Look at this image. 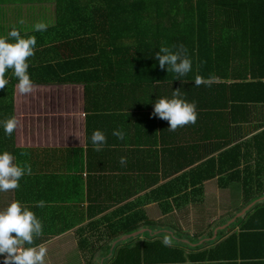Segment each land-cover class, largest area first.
<instances>
[{
  "label": "crops",
  "instance_id": "obj_1",
  "mask_svg": "<svg viewBox=\"0 0 264 264\" xmlns=\"http://www.w3.org/2000/svg\"><path fill=\"white\" fill-rule=\"evenodd\" d=\"M58 11V0H0V38L14 42L13 28L36 37L27 61L34 91L21 95L12 69L0 90V131L12 117L21 124L4 135L6 151L32 169L19 188L0 192V211L18 201L36 214L45 264H264V196L245 204L222 197L221 176L205 180L211 160L229 149H212L220 133L212 139L209 119L169 131L152 113L173 94L109 67L110 55L75 53L80 46L64 30L81 26L59 21ZM37 23L47 30L36 31ZM96 130L107 138L101 151ZM194 190L202 192L167 197Z\"/></svg>",
  "mask_w": 264,
  "mask_h": 264
},
{
  "label": "trees",
  "instance_id": "obj_2",
  "mask_svg": "<svg viewBox=\"0 0 264 264\" xmlns=\"http://www.w3.org/2000/svg\"><path fill=\"white\" fill-rule=\"evenodd\" d=\"M58 8L59 21L81 26L64 30L80 46L75 53L110 55L115 60L109 67L128 70L148 86L162 84L166 95L179 88L181 99L203 111L198 118L209 119L212 139L220 133L212 149L229 148L211 160L205 180L221 176L225 190L238 185L240 191L227 195L245 204L264 196V0H58ZM181 45L192 70L177 79L159 67L155 54L161 46L177 51ZM197 75L216 80L196 86ZM4 135L3 126L0 150L6 151ZM201 192L173 191L167 197ZM34 242L29 247L44 241Z\"/></svg>",
  "mask_w": 264,
  "mask_h": 264
},
{
  "label": "clouds",
  "instance_id": "obj_3",
  "mask_svg": "<svg viewBox=\"0 0 264 264\" xmlns=\"http://www.w3.org/2000/svg\"><path fill=\"white\" fill-rule=\"evenodd\" d=\"M23 23V21H21ZM36 31H46L47 25L37 23L34 25ZM8 38H0V90L8 84L5 74L8 69L13 70V75L17 78V90L21 95H27L34 91V84L28 73V59L35 52L36 37H21L20 31L13 28ZM175 47V46H173ZM183 45L177 51H172L167 46H161L155 54V59L159 67L163 70L167 67L168 72H173L179 77L185 76L192 70V61L186 55ZM134 70V67H133ZM216 78L210 76L207 79L197 75L195 77L196 86L206 84L211 86ZM152 115L169 123L168 130L175 131L179 127L188 124H195L198 119L196 104L180 98L179 88L173 91L171 99L159 98L154 105ZM4 132L11 136L13 132L21 126L20 121L12 117L4 121ZM118 139H124V132L115 130L112 133ZM92 143L96 151H101L102 146L107 143L105 134L96 130L92 134ZM122 165L127 163L126 157L120 158ZM25 174L31 175L30 165L23 167L14 163V157L5 151L0 154V192L13 191L19 188V181ZM37 207H44L45 202L39 201ZM43 235V225L36 214L27 207L22 206L18 201H13L3 211H0V255L4 256V264H45L47 248L41 244L33 247L35 238ZM163 243L166 246L171 244L170 239L165 236Z\"/></svg>",
  "mask_w": 264,
  "mask_h": 264
},
{
  "label": "rangeland",
  "instance_id": "obj_4",
  "mask_svg": "<svg viewBox=\"0 0 264 264\" xmlns=\"http://www.w3.org/2000/svg\"><path fill=\"white\" fill-rule=\"evenodd\" d=\"M226 193V194H225ZM227 193H230V190H224V191H222V197H224L225 195L229 198V196L227 195ZM232 196V195H231ZM238 196V195H237ZM237 196L235 197L234 196V198H232L233 200L234 199H236L237 198Z\"/></svg>",
  "mask_w": 264,
  "mask_h": 264
}]
</instances>
